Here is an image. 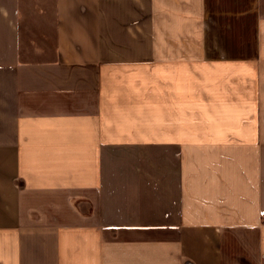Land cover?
<instances>
[{
	"label": "crops",
	"instance_id": "1",
	"mask_svg": "<svg viewBox=\"0 0 264 264\" xmlns=\"http://www.w3.org/2000/svg\"><path fill=\"white\" fill-rule=\"evenodd\" d=\"M0 264H264V0H0Z\"/></svg>",
	"mask_w": 264,
	"mask_h": 264
}]
</instances>
